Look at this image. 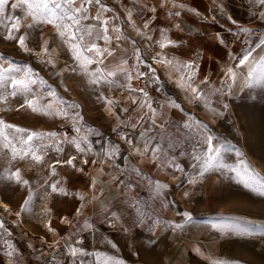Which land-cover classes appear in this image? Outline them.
Here are the masks:
<instances>
[{
  "label": "rangeland",
  "instance_id": "obj_1",
  "mask_svg": "<svg viewBox=\"0 0 264 264\" xmlns=\"http://www.w3.org/2000/svg\"><path fill=\"white\" fill-rule=\"evenodd\" d=\"M15 2L8 0L5 19L0 24V70H4L0 79V121L26 130L20 134L14 128L5 129L9 138L23 135L26 139L29 133L41 135L34 136L23 150L17 145L15 158L0 141V222L4 225L0 228V264H95L92 254L96 252L103 253L101 264H114L117 245L121 249L125 240L123 232L131 231L135 223L130 215L127 221L116 217L115 221L100 223L101 218L115 214L117 205L111 203L90 216L84 212V195L95 172H116L134 165L122 153L119 140L111 136L112 129L124 126L119 120L124 116L108 93L115 88L114 81L129 89L133 83L140 85L133 79V72L125 70L132 75L131 80L125 72L117 71L121 58L113 52L108 56L109 48L103 40L85 34L87 47L95 42L105 50L104 63H88L100 58L95 50H85V43L78 39L80 33L77 39L69 40L68 34L60 35L63 29L46 22L36 23L32 16H26V6L11 9ZM101 4L113 8L114 0H101ZM86 7L89 17H94L100 6ZM110 13L103 12L102 19L110 21ZM261 13H256L254 22L261 23L264 30ZM8 16L13 19H6ZM17 22L18 30L11 32L14 39H8L9 29ZM82 24L101 27L91 18L83 19ZM20 36L25 37L27 51L19 45ZM72 43L80 45L84 59L74 58ZM98 67L107 79L93 84V73ZM110 71H117L116 76H107ZM25 73L30 91L17 89L12 95L8 77L21 78ZM225 78L227 75L222 82ZM242 81L237 75L234 82L230 80L229 97L237 93ZM27 100L35 101V111ZM229 101V118L220 125L179 126L172 132L177 136L171 143L173 154L184 161L176 163L193 171L184 175L187 180L199 183L187 191L188 205L173 204L172 212L182 209L199 214L205 210L215 217L234 219L237 226L240 220L251 222L250 241L237 238L236 243L250 248L253 257L264 263V195L260 194L264 190V57L246 87ZM209 134L215 137L213 144L218 151L212 165L205 167L194 156L206 149L202 140ZM233 168L239 175L230 170ZM176 193L179 191L173 189V201L179 199ZM153 208L156 212L168 209L163 205ZM170 224L174 226L179 221L174 219ZM101 234L107 236V252L101 251ZM72 248L84 254L73 257Z\"/></svg>",
  "mask_w": 264,
  "mask_h": 264
},
{
  "label": "crops",
  "instance_id": "obj_2",
  "mask_svg": "<svg viewBox=\"0 0 264 264\" xmlns=\"http://www.w3.org/2000/svg\"><path fill=\"white\" fill-rule=\"evenodd\" d=\"M109 9L107 46L117 58L127 61L123 68L133 72V79L137 71L146 67L148 50L164 58L156 70L155 86L131 85L130 114L119 119L128 133L125 141H119L122 148L119 149L134 165L123 166L116 172H95L93 183L85 189V213L92 216L115 203V215L101 218L100 223L115 221L116 217L127 221L129 215L135 223L131 231L123 232L125 240L121 249L117 245L114 264H264L253 257L250 248L236 243L237 238L250 241L251 222L240 220L238 226L247 231L237 232L236 220L215 217L205 210L191 214L180 209L173 214V204L188 205L187 191L194 189L192 184L199 183L184 176L193 173L186 165H179L180 170L174 167L177 160L184 161L173 154L171 146L177 138L172 132L179 126H218L229 118L230 97L246 87L252 76L248 73H253L264 57V30L253 33L262 25L254 21L258 18L256 13L264 12V5L255 0H114L113 8ZM145 23L148 27H144ZM161 43L166 47L161 48ZM248 53H251L249 61L241 65L240 59ZM187 64H194V68H185ZM229 67L243 79L237 93L230 97L220 89ZM186 74L192 77L191 87ZM197 86L205 94L201 99H196L191 91ZM134 89H143L147 96ZM145 101L157 110L156 126L145 116L151 115L148 108H141ZM116 107L122 113L124 106ZM142 116L144 121H140ZM149 137V144H158L166 154V162L154 161L150 152L143 153L144 141ZM129 139L131 144L127 142ZM173 189L179 191L176 193L179 199L175 201ZM160 205L167 206V212L153 210ZM174 219L182 227H173L170 222ZM105 237L100 235V247L107 252Z\"/></svg>",
  "mask_w": 264,
  "mask_h": 264
},
{
  "label": "snow or ice",
  "instance_id": "obj_3",
  "mask_svg": "<svg viewBox=\"0 0 264 264\" xmlns=\"http://www.w3.org/2000/svg\"><path fill=\"white\" fill-rule=\"evenodd\" d=\"M255 2L258 5H264V0H255ZM96 4L99 5L100 7L97 9V14L94 17H89L88 15V9L86 5H92ZM6 5H8V0H0V24H3V21L5 17L3 16L4 10ZM22 6H26V16H32L33 21L36 23L39 22H46L49 24H54L55 27L59 29H63V31H60L61 36H65L68 34L69 40H74L77 39V33H80L78 39L81 42H84L86 47L85 50L88 52H93L95 50V54L98 58L97 61H92L89 60L88 63H104V60L102 57H104V52L105 50H101L99 46L95 43L92 42L90 47H87V42L85 41V34L88 37H95L96 40H103L105 44H107L110 41V37L108 35L109 33V21L108 19H102L101 14L105 11H110L107 9L104 5L101 4V0H17V2L11 4V9L15 10L17 8H20ZM176 15H179V13H176ZM129 20L131 19V13H128ZM40 18V19H38ZM91 18L94 21H96L98 24L101 25L100 28H95V26H84L82 24L83 19ZM261 18L264 19V12L261 13ZM6 19L11 20L13 19L12 16H8ZM4 27H7V25H3ZM28 27H32L31 24L28 25ZM144 27H148L147 23H145ZM18 30V22L14 23L12 25V29H9V36L8 39H14V37L11 35L12 30ZM74 30V31H73ZM114 31H118L117 29H113ZM119 39V37H117ZM19 45L27 51V47L25 45V37L20 36L19 37ZM171 43V41H169ZM161 48L166 47L164 43L160 44ZM70 49L73 53V56L76 60H81L84 59L83 53L80 50V45L77 43H72L70 45ZM108 56H112L113 53L111 51L107 52ZM159 55V53H158ZM251 56V53L246 54L242 59H240L239 63L241 65L245 64L246 62L249 61ZM137 59L139 60V50L137 49ZM127 61H121L119 65H117V71L119 72H125L123 65L126 64ZM185 68L192 70L194 68V64H187L185 65ZM3 71L0 70V79H3ZM117 71H110L107 73V76L109 77H114L117 74ZM126 75H129V79H131L130 74L126 73ZM143 73H137V76H141ZM187 75V74H186ZM226 75L229 80L235 81L236 80V72L232 67H229L226 71ZM249 76L252 75V71L248 73ZM93 76H95V79H93L91 82L93 84H99L102 81H106V76L105 74L101 71V69L98 67L96 68L95 72L93 73ZM181 79H184V77H181ZM191 75H187V81L189 82V86L191 87ZM8 82H10L11 87H12V95H16L17 89L23 91V92H29V81L27 79V73H25L24 77L17 78V77H8ZM202 83H207L206 81ZM133 91H140L142 92L145 96H147V93H144L143 89L139 90H133ZM192 93L194 94L196 99H201L202 97L205 96L204 92L202 89H199L197 87H192L191 88ZM49 95H55V93H49ZM103 98V97H101ZM108 103H111V101H107ZM136 101L133 100V103ZM35 101L33 100H27V105L29 107H32L33 110L35 111L34 107ZM147 107L151 115H148L147 113L145 116H147V119L151 121V124L153 126H156L157 124V110L152 107L151 103H148L145 101L144 104L141 105V108ZM50 107V105H48ZM124 111H127V109H124ZM145 117L142 116L140 117V121H144ZM135 127V125H133ZM187 127V125H185ZM15 130V133H20L23 134L26 132L25 129L22 128H16L13 125L10 124H5L3 121H0V141L3 142V148L9 149L12 154L13 158L17 155V145L21 146V150H23L24 146L28 144V142L33 140L34 136H38L41 134L37 133H29L27 134L26 139L24 138L23 135H18V136H13L12 138H9V134L5 131V129H13ZM115 130V129H114ZM144 133H141V136H143ZM150 137L148 139H145L144 145H143V153L148 154L149 152L151 153L152 159L155 160H162L164 161V157L166 154L162 152V149L158 144L156 145H150L149 144ZM215 140V137L212 135H206L203 137L202 143L206 145V149H202L201 152L197 155L194 156V159L203 164L205 167L211 166L213 161L215 160V153L218 151L214 147L213 141ZM129 144L132 143V141L129 139L127 141ZM30 147V145H29ZM79 148V145H77ZM137 152H140L141 149L137 147ZM82 151V149H81ZM36 159H39V157H36ZM72 161L69 160L68 163H71ZM173 166V165H170ZM174 167L177 170H180L179 165H174ZM246 167V166H245ZM232 171H236L237 174L239 175V171L235 168L230 169ZM18 175V173H17ZM27 183V181H25ZM245 186L248 187L249 184L247 181H245ZM53 191L56 190V185H52ZM255 190V189H254ZM261 195H264V190L261 191ZM134 206V205H133ZM115 215V214H113ZM187 219H191V217L185 213L184 214ZM85 227H91L90 225L86 224ZM173 227L175 228H180L182 225L180 224H175ZM0 228H4V225L2 222H0ZM237 232H244L247 231V229L240 228L237 226L235 229ZM10 234V233H9ZM114 246V245H113ZM9 256L12 255L11 252L7 253ZM78 254H84L81 253L80 249L77 248H72L71 249V255L73 257H76ZM95 257V264H101V259L103 257V253L96 252L92 254ZM117 264H120V262H117ZM216 264H220V262H216Z\"/></svg>",
  "mask_w": 264,
  "mask_h": 264
},
{
  "label": "built area",
  "instance_id": "obj_4",
  "mask_svg": "<svg viewBox=\"0 0 264 264\" xmlns=\"http://www.w3.org/2000/svg\"><path fill=\"white\" fill-rule=\"evenodd\" d=\"M261 31H263V27H257L254 29V34H259ZM145 61H146V67L139 71L138 73H143L141 76H137V74L134 76L136 79V82L141 87L146 86H155L158 83V76L156 73V70L164 63V58L162 55H158V53L154 50H148L145 55ZM115 88L108 93V97L113 100V102L116 105L124 106L122 110V114L124 116H128L130 114V106H129V96H130V89L118 82H115ZM230 80L228 78H225L224 81L221 84V90L223 92H227L229 89ZM124 109H127V111H124ZM115 129V130H114ZM111 131V136L119 141H125L127 138V131L124 126H116ZM52 264V263H50Z\"/></svg>",
  "mask_w": 264,
  "mask_h": 264
},
{
  "label": "bare ground",
  "instance_id": "obj_5",
  "mask_svg": "<svg viewBox=\"0 0 264 264\" xmlns=\"http://www.w3.org/2000/svg\"><path fill=\"white\" fill-rule=\"evenodd\" d=\"M229 90H230V85H229V89H228L227 93L229 92Z\"/></svg>",
  "mask_w": 264,
  "mask_h": 264
}]
</instances>
